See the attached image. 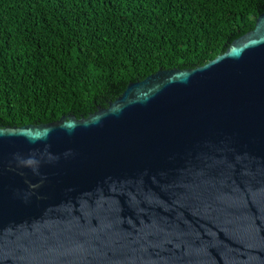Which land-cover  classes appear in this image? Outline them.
Segmentation results:
<instances>
[{"label":"water","instance_id":"obj_1","mask_svg":"<svg viewBox=\"0 0 264 264\" xmlns=\"http://www.w3.org/2000/svg\"><path fill=\"white\" fill-rule=\"evenodd\" d=\"M0 264H264V12L88 117L0 126Z\"/></svg>","mask_w":264,"mask_h":264},{"label":"trees","instance_id":"obj_2","mask_svg":"<svg viewBox=\"0 0 264 264\" xmlns=\"http://www.w3.org/2000/svg\"><path fill=\"white\" fill-rule=\"evenodd\" d=\"M263 12L264 0H0V126L88 117L130 82L214 59Z\"/></svg>","mask_w":264,"mask_h":264}]
</instances>
